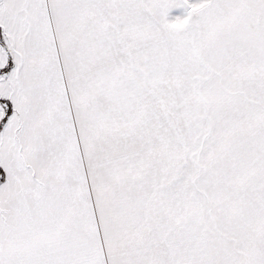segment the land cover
Here are the masks:
<instances>
[{"label":"snow or ice","instance_id":"1","mask_svg":"<svg viewBox=\"0 0 264 264\" xmlns=\"http://www.w3.org/2000/svg\"><path fill=\"white\" fill-rule=\"evenodd\" d=\"M0 264H264V0H0Z\"/></svg>","mask_w":264,"mask_h":264},{"label":"rangeland","instance_id":"2","mask_svg":"<svg viewBox=\"0 0 264 264\" xmlns=\"http://www.w3.org/2000/svg\"><path fill=\"white\" fill-rule=\"evenodd\" d=\"M179 11H174L173 15H178Z\"/></svg>","mask_w":264,"mask_h":264}]
</instances>
